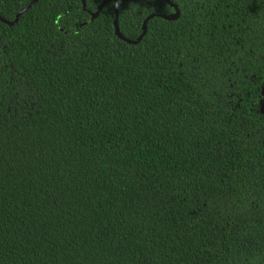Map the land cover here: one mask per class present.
<instances>
[{"label":"trees","instance_id":"16d2710c","mask_svg":"<svg viewBox=\"0 0 264 264\" xmlns=\"http://www.w3.org/2000/svg\"><path fill=\"white\" fill-rule=\"evenodd\" d=\"M84 1L0 19V264H264V0Z\"/></svg>","mask_w":264,"mask_h":264},{"label":"water","instance_id":"95a60500","mask_svg":"<svg viewBox=\"0 0 264 264\" xmlns=\"http://www.w3.org/2000/svg\"><path fill=\"white\" fill-rule=\"evenodd\" d=\"M36 1H37V0H31L29 3H27L25 6H23V7L19 10V12L17 13V15H16L14 21H6V20L2 19V17H0V19L3 20V21H5V22H7L8 24L11 25V24H13V22H15V21L18 20L19 15H20L21 13H23L27 8H29V7H30L33 3H35ZM108 1H109V0H102V1L100 2V4H99L97 10L92 14V17L97 16L98 13H99V11H100V9L102 8V6H103L106 2H108ZM170 4H171L172 6H174V9H175L174 13L167 14V15H166V14H160V16H162V17L165 18V19H169V20L176 19V18L178 17V15H179V10H178V8H177L176 5H174V4L171 3V2H170ZM82 5H83V8H84V7H85V1H84V0H82ZM114 11H115V18H114L113 24H114L115 34H116L119 38H121V39H123V40H125V41H127V42H129V43H137V42L142 38V36L145 34V32H146V23H147V20H148L151 16H153V14H150V15L144 20L143 25H142V29H143V30H142V33L138 36V38H137L136 40H130V39L125 38V37L120 33L119 28H118V21H117V17H118V6H117V0H115ZM259 108H260V111L264 113V81H263L262 86H261V98H260V100H259Z\"/></svg>","mask_w":264,"mask_h":264}]
</instances>
